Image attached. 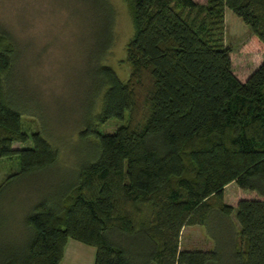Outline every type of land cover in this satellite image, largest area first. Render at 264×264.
Returning a JSON list of instances; mask_svg holds the SVG:
<instances>
[{"label":"trees","instance_id":"1","mask_svg":"<svg viewBox=\"0 0 264 264\" xmlns=\"http://www.w3.org/2000/svg\"><path fill=\"white\" fill-rule=\"evenodd\" d=\"M81 1L101 24L86 62L100 110L80 133L97 139L94 158L32 204L16 242L0 240V264H60L69 240L93 247L94 264H264V61L242 82L224 43L229 9L249 28L242 49L264 52V0H123L133 29L126 81L104 63L112 5ZM16 50L0 36V158L19 159L0 191L57 161L40 133L23 130L8 95ZM111 120L122 124L100 133ZM230 183L260 198L233 207ZM212 216L228 230L226 247L180 250L182 229Z\"/></svg>","mask_w":264,"mask_h":264},{"label":"rangeland","instance_id":"2","mask_svg":"<svg viewBox=\"0 0 264 264\" xmlns=\"http://www.w3.org/2000/svg\"><path fill=\"white\" fill-rule=\"evenodd\" d=\"M109 3L114 9V42L104 63L126 81L131 68L126 62L125 48L132 36V23L123 0ZM100 26L97 14H92L81 0H0V36L12 38L17 49L16 70L9 80L8 95L23 110V130L28 135L40 133L57 152L56 164L45 173L13 181L0 191L3 242H16L24 226V215L32 204L53 189L71 183L79 165L94 158L97 139L81 138L80 133L93 123L100 110L97 111L98 94L86 63ZM249 34L248 26L226 9L224 43L231 49L233 74L242 82L264 61L263 51L242 49ZM121 124L111 120L99 126L98 131L111 133ZM30 146V140L22 144ZM18 169L16 155L0 158V185ZM251 195L260 198L255 191L240 189L233 183L226 189L225 198L236 204L240 198L249 199ZM230 220L238 231L235 212ZM227 233L212 216L206 226L182 229L180 250L208 251L214 248L215 240L220 247H226Z\"/></svg>","mask_w":264,"mask_h":264},{"label":"crops","instance_id":"3","mask_svg":"<svg viewBox=\"0 0 264 264\" xmlns=\"http://www.w3.org/2000/svg\"><path fill=\"white\" fill-rule=\"evenodd\" d=\"M232 184L233 183H230L224 189V202L234 207L237 203L232 204L230 202H227L225 198L226 189ZM248 198L258 199V196L251 195V197ZM94 259L95 249L93 247L84 245L74 240H69L64 249L63 257L60 264H94Z\"/></svg>","mask_w":264,"mask_h":264}]
</instances>
